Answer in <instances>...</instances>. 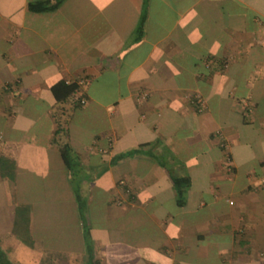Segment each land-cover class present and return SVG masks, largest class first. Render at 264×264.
Listing matches in <instances>:
<instances>
[{"label": "crops", "instance_id": "obj_1", "mask_svg": "<svg viewBox=\"0 0 264 264\" xmlns=\"http://www.w3.org/2000/svg\"><path fill=\"white\" fill-rule=\"evenodd\" d=\"M28 1L0 0L11 263L83 264L76 188L98 264H264V0ZM57 80L84 102L56 105ZM170 174L189 178L181 204Z\"/></svg>", "mask_w": 264, "mask_h": 264}, {"label": "trees", "instance_id": "obj_2", "mask_svg": "<svg viewBox=\"0 0 264 264\" xmlns=\"http://www.w3.org/2000/svg\"><path fill=\"white\" fill-rule=\"evenodd\" d=\"M59 0H54L51 2L50 0H32L27 2L28 9L32 10H44V9H52L54 8ZM145 17V8L144 6L141 9L137 24L135 26L134 32L137 34L140 33L143 25ZM79 89L78 84L75 80L70 82H64L63 80H57L50 85V90L55 99V103H65L66 101H71V108L78 106L81 102L78 97H73V93H75ZM58 107V106H57ZM243 111H249L248 106L242 107ZM62 136V138H61ZM64 136V139H63ZM52 140L57 144L59 157L64 164L65 168H71L73 157L70 154V146L67 141V133L63 125L56 120L55 128L52 134ZM72 170V169H71ZM10 176L13 177V173L11 172H0V176ZM172 184L174 187L175 195L177 202L181 204L183 202V193L189 184V178L186 175H174L170 174ZM74 196L78 201L77 210L78 216L80 218V228H81V238L84 242V248L86 251V259L83 264H98V260L94 258L92 252V238L89 233V226L83 216V212L85 209L84 199H80L78 191L74 188ZM56 225H59V222H56ZM0 264H12L11 261L6 257L5 253L0 249Z\"/></svg>", "mask_w": 264, "mask_h": 264}, {"label": "rangeland", "instance_id": "obj_3", "mask_svg": "<svg viewBox=\"0 0 264 264\" xmlns=\"http://www.w3.org/2000/svg\"><path fill=\"white\" fill-rule=\"evenodd\" d=\"M10 177V176H9ZM12 177H10V179H11ZM14 180L15 179H11L10 180V192H11V194L13 195V198L15 199V196H16V193L18 192V190H17V186H18V183H16V182H14ZM58 221V220H57ZM56 221V222H57ZM53 224H54V222H53ZM54 226L56 227V223L54 224ZM43 264H45V262L43 263Z\"/></svg>", "mask_w": 264, "mask_h": 264}, {"label": "built area", "instance_id": "obj_4", "mask_svg": "<svg viewBox=\"0 0 264 264\" xmlns=\"http://www.w3.org/2000/svg\"><path fill=\"white\" fill-rule=\"evenodd\" d=\"M82 82H83V80H78V83H82ZM141 96L143 97V94H141ZM79 101L84 102V99L81 97V98H79ZM117 202H119V200H117Z\"/></svg>", "mask_w": 264, "mask_h": 264}]
</instances>
